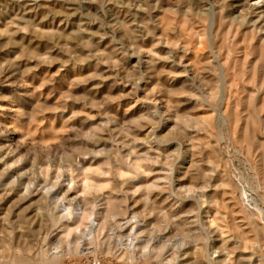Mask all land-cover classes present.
Instances as JSON below:
<instances>
[{
  "label": "rangeland",
  "instance_id": "obj_1",
  "mask_svg": "<svg viewBox=\"0 0 264 264\" xmlns=\"http://www.w3.org/2000/svg\"><path fill=\"white\" fill-rule=\"evenodd\" d=\"M108 261L264 264V0H0V264Z\"/></svg>",
  "mask_w": 264,
  "mask_h": 264
},
{
  "label": "bare ground",
  "instance_id": "obj_2",
  "mask_svg": "<svg viewBox=\"0 0 264 264\" xmlns=\"http://www.w3.org/2000/svg\"><path fill=\"white\" fill-rule=\"evenodd\" d=\"M257 4H258V2H256ZM260 3V2H259ZM259 5V4H258ZM260 6V5H259ZM124 219V218H123ZM135 222V221H134ZM126 225L125 226H123V227H125V229L126 228H128V226H130V224H132V222H131V220H127V222L125 223ZM135 228H137V229H139L140 227H141V223L140 222H135V226H134ZM122 228V227H121ZM121 231H123V228H122V230ZM141 232V231H140ZM129 235H132V237H133V239H134V241H136V243H139V242H141L142 241V236L140 235V233L138 232V233H136V232H133V234H130L129 233Z\"/></svg>",
  "mask_w": 264,
  "mask_h": 264
},
{
  "label": "built area",
  "instance_id": "obj_3",
  "mask_svg": "<svg viewBox=\"0 0 264 264\" xmlns=\"http://www.w3.org/2000/svg\"><path fill=\"white\" fill-rule=\"evenodd\" d=\"M104 264H114V263H112V262L108 261V262H105Z\"/></svg>",
  "mask_w": 264,
  "mask_h": 264
}]
</instances>
